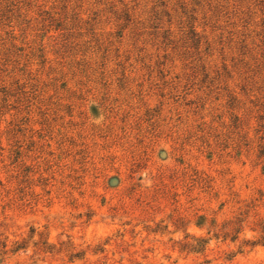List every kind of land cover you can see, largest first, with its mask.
<instances>
[{
	"label": "rangeland",
	"instance_id": "rangeland-1",
	"mask_svg": "<svg viewBox=\"0 0 264 264\" xmlns=\"http://www.w3.org/2000/svg\"><path fill=\"white\" fill-rule=\"evenodd\" d=\"M0 264H264V0H0Z\"/></svg>",
	"mask_w": 264,
	"mask_h": 264
}]
</instances>
